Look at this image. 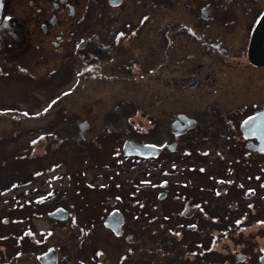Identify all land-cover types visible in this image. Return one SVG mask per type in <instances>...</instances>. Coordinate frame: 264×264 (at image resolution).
Masks as SVG:
<instances>
[{
	"label": "rangeland",
	"instance_id": "obj_1",
	"mask_svg": "<svg viewBox=\"0 0 264 264\" xmlns=\"http://www.w3.org/2000/svg\"><path fill=\"white\" fill-rule=\"evenodd\" d=\"M190 12L186 7L176 6L160 10L153 21L166 20L173 13L189 17ZM244 13L241 10V14ZM244 17L245 21L238 27L241 39L247 32L248 17ZM93 21L86 22L87 31L92 29L89 23L94 24ZM214 27L215 32L226 31L220 21H215ZM155 31L156 26L151 31L144 30L141 38L154 36ZM128 42L117 50L118 58L137 55L146 68H155L160 60H165L164 50L147 49L138 40L130 46ZM188 47L186 44L183 52H197L196 58L178 65L174 60L178 52L174 48L166 69L160 66V73H146L147 77L139 82L121 76L84 81L78 64L74 67L60 65L63 54L55 55L50 47L48 51L33 47L28 53L19 51L8 58L0 54V231L6 235L0 238L1 264L4 261L39 264L38 254L52 244L61 245L63 253L76 256L71 264H84L83 259L89 264H100L98 257L93 258L99 251H103L100 258L104 259V264H263L260 257L264 254V222H261L264 213L255 212V208L263 207L264 197L248 196L250 189L244 195L245 190L235 185L228 187L229 193L223 195L205 189L207 202L195 219L201 228L208 229L203 231L204 235L195 233V244L189 245L191 232L185 231L181 240L174 237L169 225H175V233L180 236L182 226L178 225V211L182 208L181 204H169V197L161 199L163 203L159 206H153L158 213L166 208L175 210L170 222L161 225L155 236L128 241L126 231L125 235L114 236L103 224L110 211L117 208L115 210L126 218V227L130 224L139 231L141 222L135 221L133 207H128L130 201L147 191L156 195L164 189L161 184H170L165 180L180 178L161 176L159 167L126 156L122 151L125 138L162 141L169 135L171 117L184 110L197 115L203 128L215 129L209 130L213 137L207 133L204 139H199L203 141L201 147L210 146L225 152L222 138L227 133L222 121L226 115L235 114L243 103L250 106L252 101L264 99V70L247 67L244 63L229 68L218 63L216 57ZM42 53L54 55L45 61ZM116 64L111 63L109 68L124 73ZM194 74L200 78V84L186 89L184 84H188ZM84 118L91 121L87 127L88 139H82L79 125L86 124ZM146 126L153 129L149 134ZM106 133L115 136L109 137L104 145L101 138ZM236 152L227 151L232 167ZM5 155L9 160L7 164H3ZM212 155L203 163L211 162V158H215ZM98 159L103 160L100 165ZM239 169L241 174L245 173ZM241 177L246 184L251 181ZM195 178L198 180L194 181L195 185L205 184L218 192L227 187L222 181L213 186L205 176L195 175ZM145 179H150L151 184L154 182V188L142 189ZM242 199L243 203L256 201L257 205L250 203L239 208L238 201ZM210 201L212 205H230L231 216L241 214L236 220L241 222L239 226L219 223L218 216L212 215L214 207L208 205ZM113 203L119 205L107 210ZM58 206L74 209L69 224L71 228L77 227L76 232L68 228L65 217L51 219L50 213ZM251 208L254 211L247 213ZM154 216L157 217V213ZM210 219L219 225L212 224ZM130 247H134L136 260L121 262L123 256L133 251Z\"/></svg>",
	"mask_w": 264,
	"mask_h": 264
},
{
	"label": "flooded vegetation",
	"instance_id": "obj_2",
	"mask_svg": "<svg viewBox=\"0 0 264 264\" xmlns=\"http://www.w3.org/2000/svg\"><path fill=\"white\" fill-rule=\"evenodd\" d=\"M176 6L188 8L191 11V15L186 17L181 13H173L166 20H161L158 23L153 21L155 14L160 10L163 11ZM241 10L245 13L241 14ZM263 10L264 0H3L0 10V54L3 53L8 58V56L13 57L15 52L24 51L28 53L33 47H38L43 51H48L50 47L51 51L55 50V55H58V53L63 54L60 65L74 67L78 64L77 69L80 68L81 78L84 81L86 79L95 80V78L108 80L121 76L139 82L142 78L147 77L146 73H160V66L166 69L169 65L168 58L172 56L171 52H173L174 48L176 49L175 52H178L174 57L178 65L185 64L188 59L196 58L197 52L188 51L186 54L183 52L186 44L189 45L188 49L193 50L196 48L200 52L205 53L206 56L216 57L218 61H215L223 63L229 68L238 63H244L247 67L264 70V64L252 62L248 55L250 38ZM178 15L179 17H177ZM244 16L248 17L247 32L241 39V29H238V27L245 21L244 18L246 17ZM87 21L95 22L94 24L89 23V26H92L90 31H87ZM215 21H220L226 31L219 30L215 32ZM155 26L154 36L149 35L147 38H141L142 31H151L152 27L154 28ZM227 32L232 34V36ZM135 40L140 41L141 45H144L147 49L155 47L164 50L165 60H160L158 62L159 65L155 68L151 66L146 68L143 60L138 58L137 55L118 58L117 50L119 47L128 41H130L128 42L130 46ZM179 49H181L180 52ZM41 55L45 61H49V58L54 54L49 56L42 53ZM239 55H241V58ZM111 63H117L116 66H119L124 73L112 71L109 68ZM194 75L188 81V84H184L186 89L187 87L195 88L200 84V78L196 74ZM206 77L209 78L210 74H206ZM248 104L243 103L236 108L235 114L226 115L222 121L227 133V136L222 138L225 140L223 145L226 148L225 152L217 151V148L212 149L210 146L201 147L203 141L199 139H204L207 133L211 135L212 133L209 130L215 129L210 128L208 130L203 128L202 122L197 115L184 110L177 111L171 117L169 135L162 141L138 140L134 136L129 137L141 143L156 144L159 147L156 154L143 156L135 153H126L124 151L125 142L127 141L125 138L122 151L126 156L132 157L135 161L150 162L149 164L152 167H159L161 176L167 174L170 178H173L177 175L180 178L165 180V183L170 184H161L164 189L156 195L155 193H147V191L143 193V196L130 201L128 207L131 205L130 208L133 207L132 212L134 215L136 217L140 215V219H142V221H139L141 222L140 227L141 229L143 228L142 230L135 231L136 228L130 224L126 227V218L119 210H115L117 208H113L110 211L112 207H117L118 203L117 205L113 203L114 205L107 208L110 214L103 223L105 228L114 236L116 234L125 235L126 231V239L128 241L135 239L142 241L147 239L148 236H155L161 225L163 226L166 221L170 222L171 218L166 214L159 216L160 212H153L151 206L155 204L157 207L163 203L161 199L169 197V204H181L182 208L180 212L178 211V225L182 226L180 228V236L175 233L177 227L169 225L174 230V237H178L177 239L181 240L185 237L184 232L188 231L192 233L188 240L189 245L195 244V233L204 235L203 231L208 229L201 228L195 219V215L204 208L205 202H207L206 195L201 193L205 189H209V192H217L223 195L229 193L228 187L235 185L243 188L245 190L244 195H247V190L250 188L247 187L249 185L246 184L245 179L241 176L243 175L247 178L246 180H250V178L246 177V172L241 174L239 167L245 166L249 159L254 161L255 159L264 158V148L259 149L257 147L261 144V140L257 136L248 135L242 129V123L245 119L258 111L264 110V99L252 101L250 106ZM182 113L194 118L195 121L190 123L180 118ZM234 117L238 118L235 119ZM83 121L86 124L82 128V139H88L86 136L87 127L91 124V121L88 118H84ZM150 129L147 128L146 130L148 134L153 130ZM211 136L213 137V135ZM212 145L216 144L213 143ZM194 150L197 151L195 160L191 157L193 155H191V152ZM229 150H235V152L237 150L234 161H231L234 167L229 162L227 167H224L223 163H221L229 159L227 156V151ZM239 150L241 151L238 152ZM212 152L214 153L213 155ZM198 154L205 158L197 159ZM218 154L221 156H218ZM209 155L215 157L211 158V162H208V164L211 163L214 166V173L210 172L212 168H209L208 164L203 163ZM219 157L222 159L220 160ZM189 165L192 167H189ZM257 169L255 167L253 170ZM188 172L197 173L195 175L205 177L207 176L206 173L209 172V176L206 178L209 180V178L215 177L216 181L212 182L213 186H217L219 181H222V184H226L227 187L225 190L218 192L212 187H206L205 184L199 183L195 185L194 181L198 180L195 175H190ZM256 175L258 174H255L253 178L257 179ZM154 184V182L151 184L150 179H145L141 188H154ZM262 189V184L255 191L250 189L251 193H248V196L261 195L260 197L262 198L264 197ZM117 197L121 200L124 199L123 196L119 197L117 195ZM243 200L238 201L240 204L239 208L248 206L250 203H253V206L257 205L256 201L243 203ZM64 208L67 212L64 219L67 220L68 228L76 232L77 227L74 225L71 228L69 224L74 209L71 206H64ZM174 211L171 210L172 216L175 215ZM152 212L153 214L157 213V217L152 216ZM247 213L249 212L247 211ZM60 218L51 217L52 220H60ZM109 220L111 224L108 223ZM153 225H156L153 227L154 229L149 228ZM5 236L0 231V238L2 239ZM52 245L44 248L38 254L39 264H45L41 262L40 256L50 249H53L57 255L56 264H71L76 261V256H71L70 252H62L61 245ZM130 249L133 251H130L127 256H123L121 262L135 259L134 247H130ZM99 250L100 248L96 251L98 252ZM102 253L103 251H99L97 256H93L95 259L99 258L100 264H104V259L100 258ZM202 254H205V252H202ZM126 258L127 260H124ZM83 260H85L86 264H89L86 259ZM4 262L15 264L10 261Z\"/></svg>",
	"mask_w": 264,
	"mask_h": 264
},
{
	"label": "water",
	"instance_id": "obj_3",
	"mask_svg": "<svg viewBox=\"0 0 264 264\" xmlns=\"http://www.w3.org/2000/svg\"><path fill=\"white\" fill-rule=\"evenodd\" d=\"M3 4V0H0V10ZM249 57L252 62L256 64H264V10L258 18L249 43ZM180 118L192 123L194 118L187 114H180ZM85 124L80 123V127L84 128ZM242 129L248 135L257 136L261 140V144L257 147L264 148V110L258 111L255 114L249 116L242 123ZM158 146L151 143H141L135 139H129L125 142L124 151L128 154H140L147 156L150 154H156L158 152ZM66 209L64 207H58L53 210L50 215L53 217H65ZM118 214V213H117ZM111 224L110 220L108 222ZM196 226V225H195ZM41 262L45 264H56L57 255L53 249H50L40 256ZM261 261L264 264V254L261 256ZM2 264H11L4 262Z\"/></svg>",
	"mask_w": 264,
	"mask_h": 264
},
{
	"label": "trees",
	"instance_id": "obj_4",
	"mask_svg": "<svg viewBox=\"0 0 264 264\" xmlns=\"http://www.w3.org/2000/svg\"><path fill=\"white\" fill-rule=\"evenodd\" d=\"M150 120H152V118H150ZM143 127H145V126H143ZM146 128H147V126H146ZM119 135V134H118ZM112 136H115V134H104V136H103V138H101V142H104V145H105V143L108 141V138L109 137H112ZM117 136V135H116ZM193 154V155H192ZM196 154H197V151L196 150H194L193 152H191V157H192V159L193 158H195V156H196ZM7 155H5V158H3V164H7V163H9V160L7 159V157H6ZM14 158L15 157H13L12 158V160H14ZM89 158L90 159H92L93 158V156L91 155V154H89ZM205 157H203V156H199V154H198V158L197 159H204ZM249 159V158H248ZM15 162H16V159L14 160ZM21 161H24V160H21ZM98 161V165H100L102 162H103V160L102 159H98L97 160ZM221 163H223V166L225 167H227V164H228V159L225 161V162H221ZM263 164V165H262ZM192 165H194V164H192ZM208 167L209 168H212V171H210L211 173H214V171H213V167L214 166H212L211 165V163H209L208 164ZM255 167H257L258 169L257 170H253V169H255ZM241 169H243L246 173H245V175H246V177H249L250 178V180H252V181H250L247 185H249L248 187L251 189V190H256L257 188H259L260 186H261V184H262V187H263V189H264V158H260V159H255L254 161L253 160H251V159H249L246 163H245V166H243V167H240ZM38 169V168H37ZM37 169H35V170H37ZM259 169H260V171H259ZM259 171V172H258ZM255 174H258V175H256V178L257 179H255V178H253L254 177V175ZM206 177L208 178V176H209V172H207L206 173ZM209 180L211 181V182H215L216 180H215V177L213 176V178L211 179V178H209ZM243 185H244V183H242ZM240 187V186H239ZM205 192L206 191H204V192H202L201 194H203L204 193V195H206L205 194ZM207 192H209V191H207ZM234 194H236V193H234ZM237 195V194H236ZM136 199V198H135ZM209 201V200H208ZM169 203V202H168ZM153 205H155V204H153ZM208 205H212V203H211V201L210 202H208ZM212 207H214V209H213V214L212 215H214L215 217H217L218 216V222L219 223H226L227 224V226H235V228H237L238 226H239V223H241V222H236V220L237 219H240V216H241V214L240 215H238L237 217H235V215H233V216H231V212L233 211L230 207H228L226 204L225 205H221V206H219V205H212ZM219 207V208H218ZM151 208H152V210H153V212H158L156 209H153V206H151ZM216 208V209H215ZM14 211H16V210H14ZM169 211H171V209H169V208H166V209H164V211L162 212V213H159V216H162V214L164 215V214H166L169 218H171L172 217V214L169 212ZM252 211H254V208H251L250 210H248V212H249V214L252 212ZM255 211H259V212H263L264 213V204H263V207H257L256 209H255ZM153 212H152V216L154 215L153 214ZM211 215V217L213 218V216ZM231 218V219H230ZM248 218V220H247V223L249 222V217H247ZM214 219V218H213ZM136 222H139V221H142V219H140V215H138L137 217H136V220H135ZM212 224H215L216 226H218L219 224H218V222H215V221H213L212 219H210L209 220ZM261 221H264V219H262ZM205 253H207V252H205ZM181 256H182V254H181Z\"/></svg>",
	"mask_w": 264,
	"mask_h": 264
}]
</instances>
